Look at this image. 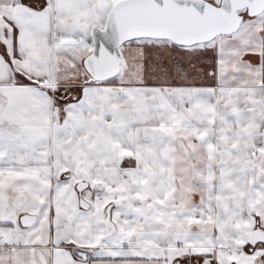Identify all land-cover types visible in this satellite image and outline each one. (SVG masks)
Masks as SVG:
<instances>
[{
	"label": "snow or ice",
	"instance_id": "1",
	"mask_svg": "<svg viewBox=\"0 0 264 264\" xmlns=\"http://www.w3.org/2000/svg\"><path fill=\"white\" fill-rule=\"evenodd\" d=\"M0 264H264V0H0Z\"/></svg>",
	"mask_w": 264,
	"mask_h": 264
}]
</instances>
